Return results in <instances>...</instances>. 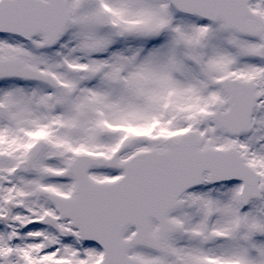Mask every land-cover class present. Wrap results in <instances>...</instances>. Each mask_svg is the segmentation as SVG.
<instances>
[{"label": "snow or ice", "instance_id": "1", "mask_svg": "<svg viewBox=\"0 0 264 264\" xmlns=\"http://www.w3.org/2000/svg\"><path fill=\"white\" fill-rule=\"evenodd\" d=\"M0 264H264V0H0Z\"/></svg>", "mask_w": 264, "mask_h": 264}]
</instances>
